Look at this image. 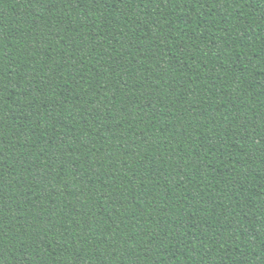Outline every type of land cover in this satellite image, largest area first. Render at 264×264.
Returning a JSON list of instances; mask_svg holds the SVG:
<instances>
[{"label": "trees", "instance_id": "trees-1", "mask_svg": "<svg viewBox=\"0 0 264 264\" xmlns=\"http://www.w3.org/2000/svg\"><path fill=\"white\" fill-rule=\"evenodd\" d=\"M0 264H264V0H0Z\"/></svg>", "mask_w": 264, "mask_h": 264}]
</instances>
